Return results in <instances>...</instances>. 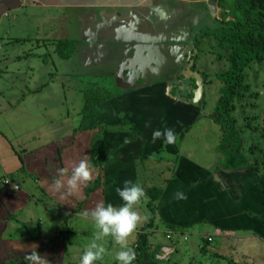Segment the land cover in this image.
<instances>
[{"label": "rangeland", "instance_id": "374dc122", "mask_svg": "<svg viewBox=\"0 0 264 264\" xmlns=\"http://www.w3.org/2000/svg\"><path fill=\"white\" fill-rule=\"evenodd\" d=\"M43 46L31 50L39 62L21 64L33 65L34 79L22 77L5 89L14 107L5 110L0 103V186L13 180L41 206L33 213L36 224L18 232L37 236L34 230L45 234L54 227L50 233L64 238L69 251L64 264H80L97 231L84 213L99 203L120 206L115 190L132 181L145 192L134 206L141 220L127 238L136 253L132 264H264V63L244 72L243 98L233 104L248 166L229 172L221 168L222 132L211 119L223 88L217 76L228 67L227 46L202 39L184 46L179 56L166 50L144 61L135 54L144 45H132L133 58L122 66L139 70L136 87L143 81L144 89L135 91L112 75L114 61L99 68L82 62L75 53L82 45ZM124 74L123 79L131 76ZM165 128L173 129L175 141L153 142V131ZM84 156L93 165L90 180L71 195L54 192L59 171L66 181ZM151 190L161 191L158 201L149 197ZM177 192L186 199H176ZM97 243L107 251L94 264H118L120 245L111 237ZM164 249L173 252L157 258Z\"/></svg>", "mask_w": 264, "mask_h": 264}, {"label": "crops", "instance_id": "0c3cea01", "mask_svg": "<svg viewBox=\"0 0 264 264\" xmlns=\"http://www.w3.org/2000/svg\"><path fill=\"white\" fill-rule=\"evenodd\" d=\"M222 12L219 0H0L2 108L12 109L16 103L4 96L5 89L22 77L34 79L33 65L21 66L27 60L40 61L41 56L31 51L33 45L36 49L40 45L54 47L57 44L64 48L60 43L82 45L75 52L82 62L99 68L114 61L112 75L135 91L144 86L142 81L141 86L136 87V78L141 77L139 70L122 66L133 58L128 48L132 52V45H144L135 50L144 61H150L152 53L159 56L166 50L177 52L179 56L181 49L184 46L187 49L191 41L214 39L207 33L218 30ZM149 44L150 49L145 47ZM54 51L51 50L53 56ZM126 71H130L131 76L123 79ZM7 79L13 81L9 84ZM157 81L156 84L160 82ZM28 90L38 96V92ZM15 185L19 187L16 192L0 186V264H26L25 257L33 252L43 256L46 264H64L69 251L64 238L50 233L54 227L51 229L50 225L51 230L47 227L45 234L34 230L37 236H23V231L18 232L26 225L36 224L33 213L41 206L34 201L36 196ZM32 201L36 205L29 210Z\"/></svg>", "mask_w": 264, "mask_h": 264}, {"label": "trees", "instance_id": "16d2710c", "mask_svg": "<svg viewBox=\"0 0 264 264\" xmlns=\"http://www.w3.org/2000/svg\"><path fill=\"white\" fill-rule=\"evenodd\" d=\"M219 7L223 9L222 21L218 22L219 29L207 35L228 47V67L225 73L217 76L223 88L211 119L222 132V139L217 148V153L222 158L221 168L223 171L235 172L246 168L248 162L241 153L242 141L231 112L233 104L240 102L244 95V72L251 65L264 63V0H219ZM227 18H234V21L225 22ZM190 82L194 90L195 83L192 80ZM192 98L193 91L185 95L187 101ZM261 179L264 182V174ZM90 192L91 190L87 189L86 196ZM148 194L153 201H158L161 191L151 190ZM175 231L177 229H173V232ZM145 243L142 238L141 244L144 246Z\"/></svg>", "mask_w": 264, "mask_h": 264}, {"label": "clouds", "instance_id": "9594fccd", "mask_svg": "<svg viewBox=\"0 0 264 264\" xmlns=\"http://www.w3.org/2000/svg\"><path fill=\"white\" fill-rule=\"evenodd\" d=\"M163 137L164 142L173 143L175 141V133L171 128H165L163 131L154 130L152 140ZM93 165L84 156L77 165L72 168L71 175L65 181V172L63 169L59 171V177L52 182V190L61 192L64 189L66 195H71L78 190L80 184L90 180ZM116 194L122 201L120 206H114L112 203H99L90 213H84L90 216L94 222V227L97 230L93 240L84 249L80 264H94L106 254V248L103 243L105 237H111L116 244L120 245V250L115 253L114 259L118 264H132L136 258V253L133 248L127 246V238L137 228L141 217L134 210V206L139 203L142 198H145L144 189L135 182L125 181L122 188H116ZM175 198L178 200L186 199L182 192H177ZM26 264H46L43 256L37 252L28 254L25 257Z\"/></svg>", "mask_w": 264, "mask_h": 264}, {"label": "built area", "instance_id": "2783aa9c", "mask_svg": "<svg viewBox=\"0 0 264 264\" xmlns=\"http://www.w3.org/2000/svg\"><path fill=\"white\" fill-rule=\"evenodd\" d=\"M2 185L4 186V187H6V188H9V189H11L12 191H18L19 190V187L17 186V185H15V184H13L10 180H8V179H4L3 181H2ZM171 253L173 252V251H170ZM169 251H168V249H164L163 250V252H161V255H159L157 258H167V255L170 253Z\"/></svg>", "mask_w": 264, "mask_h": 264}]
</instances>
